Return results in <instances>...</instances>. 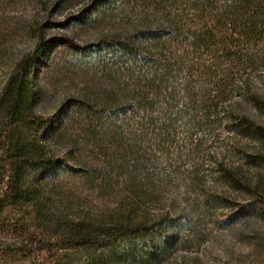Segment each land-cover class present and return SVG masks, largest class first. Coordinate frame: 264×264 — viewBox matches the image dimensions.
<instances>
[{
    "label": "trees",
    "instance_id": "1",
    "mask_svg": "<svg viewBox=\"0 0 264 264\" xmlns=\"http://www.w3.org/2000/svg\"><path fill=\"white\" fill-rule=\"evenodd\" d=\"M131 1L137 9L129 33L80 45L36 32L33 50L0 93V214L8 201L32 203L42 213L46 182L57 170L87 172L48 145L77 109L87 112L92 144L121 156L116 174L128 195L114 213L60 224L53 246L84 251L79 264H162L195 223L214 217L227 225L264 208V193L223 152H207L208 161L221 181L247 197L200 186L204 199L188 210L167 193L190 157L220 133L243 159L264 162V124L250 113L264 115L256 86L264 66V0H90L61 25L87 22ZM57 45L92 56L103 82L94 96L68 99L57 113L42 116L34 110L36 73ZM152 138L163 145V165L152 160ZM151 204L162 207L148 213L144 207ZM217 205L230 212H216Z\"/></svg>",
    "mask_w": 264,
    "mask_h": 264
},
{
    "label": "rangeland",
    "instance_id": "2",
    "mask_svg": "<svg viewBox=\"0 0 264 264\" xmlns=\"http://www.w3.org/2000/svg\"><path fill=\"white\" fill-rule=\"evenodd\" d=\"M89 4L90 0H66L59 6L56 0H46L45 6L36 0H1L0 93L17 62L33 50L36 32L48 39L67 36L84 45L132 30L136 1L127 2L113 12L94 15L87 22L61 25ZM257 75L256 86L264 98V66L258 69ZM35 81L34 110L49 116L57 113L68 99L94 96L92 93L101 86L103 75L92 56L57 45L47 62L39 67ZM250 113L264 124V115L251 108ZM86 114L84 109L75 110L62 134L51 139L48 145L59 155L75 157L87 172L57 170L46 182L42 213L32 203L8 201L5 204L0 214V264H79L77 261L86 257L84 251L64 249L59 244L53 246L62 221L103 219L114 213L120 201L127 197L124 177L116 174L121 156L113 148L105 155L99 146L92 144L86 133ZM220 135L216 142L207 141L203 149L190 157L187 168L179 171L167 192L177 199L178 207L190 210L191 205L202 203L200 186L233 198L247 197L217 177L207 152L228 154L230 163L241 168L247 180L264 193V162L257 164L243 159L224 140V134ZM162 147L152 138L150 152L158 165L165 163ZM166 195L162 193L161 197ZM160 207L151 204L144 209L152 213ZM215 208L218 213L230 212L221 205ZM44 246L47 248L42 249ZM173 255L162 264H264V208L258 207L227 225L214 217H206L185 230L181 245Z\"/></svg>",
    "mask_w": 264,
    "mask_h": 264
}]
</instances>
